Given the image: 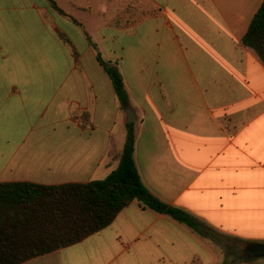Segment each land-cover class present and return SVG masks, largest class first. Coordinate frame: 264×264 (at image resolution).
<instances>
[{
    "label": "crops",
    "instance_id": "obj_1",
    "mask_svg": "<svg viewBox=\"0 0 264 264\" xmlns=\"http://www.w3.org/2000/svg\"><path fill=\"white\" fill-rule=\"evenodd\" d=\"M263 1L0 0V183H88L118 168L127 115L100 54L124 78L144 184L209 231L133 202L22 264H264L224 245L264 242V63L242 46Z\"/></svg>",
    "mask_w": 264,
    "mask_h": 264
},
{
    "label": "trees",
    "instance_id": "obj_2",
    "mask_svg": "<svg viewBox=\"0 0 264 264\" xmlns=\"http://www.w3.org/2000/svg\"><path fill=\"white\" fill-rule=\"evenodd\" d=\"M51 6L65 15L55 2L52 1ZM62 39L65 40L63 35ZM242 46L254 50L264 63V1L250 23ZM98 60L125 110L129 97L119 68L105 62L100 54ZM85 118L86 115L78 117L82 121ZM134 125L127 124L126 143L118 168L103 180L54 186L0 183V264H22L78 244L110 226L133 202L208 237L204 224L185 210L162 201L144 184L135 161Z\"/></svg>",
    "mask_w": 264,
    "mask_h": 264
},
{
    "label": "water",
    "instance_id": "obj_3",
    "mask_svg": "<svg viewBox=\"0 0 264 264\" xmlns=\"http://www.w3.org/2000/svg\"><path fill=\"white\" fill-rule=\"evenodd\" d=\"M125 111L127 115V123H135L137 121V117L131 106L127 105ZM238 244L242 245L241 248L243 247L240 255L241 260L247 262L264 260V242L239 240Z\"/></svg>",
    "mask_w": 264,
    "mask_h": 264
},
{
    "label": "rangeland",
    "instance_id": "obj_4",
    "mask_svg": "<svg viewBox=\"0 0 264 264\" xmlns=\"http://www.w3.org/2000/svg\"><path fill=\"white\" fill-rule=\"evenodd\" d=\"M257 5L259 4L258 2H256V0H251L250 2V8H252V5L256 4ZM224 245H226L228 247V251L227 253L231 256L230 259L232 260H239L241 259V252H242V249L243 247L241 248V244H238L239 243V240L238 239H234V238H225L224 240ZM219 249V247H218Z\"/></svg>",
    "mask_w": 264,
    "mask_h": 264
}]
</instances>
